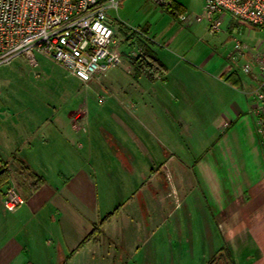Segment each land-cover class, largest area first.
<instances>
[{
    "label": "rangeland",
    "instance_id": "374dc122",
    "mask_svg": "<svg viewBox=\"0 0 264 264\" xmlns=\"http://www.w3.org/2000/svg\"><path fill=\"white\" fill-rule=\"evenodd\" d=\"M117 1L118 10H108V14L117 21L118 27L121 26L123 30L146 29L151 40L148 42L149 48L165 53L171 60H178L182 66H190L184 67L188 71H181L175 66V70L172 68L173 72L167 76L166 85L158 80L153 84L145 77H133L137 74L132 61L139 57L137 55L130 58L128 63L123 60L126 70L118 67L102 75L99 80L84 84L45 57H37L36 69L18 58L0 67V147L11 145V140L7 145L3 142L8 137L21 145L23 139L14 136L36 131L37 125L41 126L47 122L46 118L50 120L53 117L50 129H57L62 135L50 141L38 127L36 136L41 137L40 148L34 151L35 161L38 165L41 163L46 173L52 176L56 168L63 171L65 161L79 167L82 161L87 162L89 153L93 152L94 158L91 160L97 161L100 167L99 173H94L97 176V196L102 215L123 204L121 209L125 207L130 210L135 204V196L131 198L132 192L144 194L153 189L151 196L148 193L149 202L150 198L152 201L146 224L141 225L144 214L139 210H136L138 224L133 227L127 224L126 229L121 227L122 231L118 226L122 220L114 217L103 231L99 229L88 241L93 244L94 258L88 256L85 261H80V257H76L72 264L207 263L209 257L214 255L213 248L221 246V239L212 216H203L201 212L203 203L194 182L197 170L193 168V160L208 149L216 135L209 119L216 111V105L210 100L214 95L223 94V91L213 85L209 74L213 72L211 68L214 63L226 60L235 40L249 46L264 47V28L246 26L240 31L228 25L230 18L226 17L221 30L212 35L207 31L206 21L190 27L183 26L153 0ZM178 1L185 6V14L204 17V0ZM117 33L119 37L122 36L121 31ZM121 49L127 54L136 52L137 41L132 45L123 44ZM179 71L184 87L181 95L173 88ZM152 92L155 95L159 93L156 97L164 96L170 100L169 107H177L184 119V128L181 129V120L163 118L161 114L157 117L159 127L146 119L133 120L130 123L132 139H127L137 161L132 172L128 173L105 152L108 143L103 131L117 128L124 133L125 124L115 118L116 113L122 112L119 100L134 99L136 105L142 108L149 103L147 100L152 98ZM154 107L158 110L162 108L159 105ZM44 141L48 142L47 148L43 147ZM164 143L168 148L162 152L159 144ZM144 144L145 149L142 147ZM27 148L28 145L25 150ZM150 156L152 159H149ZM159 158L160 164L167 161L162 167L155 166ZM12 163V185L15 186L18 179L13 173L17 167L16 160H12ZM85 168L88 170L90 166L86 164ZM152 175V181L148 180ZM169 186L175 189L174 196L167 199L169 206L164 205L160 209L157 202L160 200V190H166ZM139 199L138 196V202ZM125 212L120 210L119 213L124 216ZM207 218L208 223L205 224ZM117 227L119 234H113L117 232ZM34 255L39 259V264H48L49 259L54 261L53 251L49 252V257L44 250H34ZM209 264L220 262L212 258Z\"/></svg>",
    "mask_w": 264,
    "mask_h": 264
},
{
    "label": "crops",
    "instance_id": "0c3cea01",
    "mask_svg": "<svg viewBox=\"0 0 264 264\" xmlns=\"http://www.w3.org/2000/svg\"><path fill=\"white\" fill-rule=\"evenodd\" d=\"M175 1L185 10V6L180 1ZM148 26L149 24L146 25ZM120 27L118 30L122 32V36H118L121 39L119 49L122 59L128 63L132 57L129 53H124L121 46L132 45L137 41L135 54L141 56L145 48H149L148 42L151 40L147 36L146 29L140 30L147 38L141 35L136 37L129 30ZM153 39L154 36L152 38L154 43ZM152 52L166 70L160 80L157 79L162 85L168 83L167 76L173 72L172 68L175 70L178 66L179 70L185 71L184 67H190L182 66L178 60H171L165 53L153 50ZM214 60L216 61V58ZM170 62H173V65H170ZM211 69L213 72L209 77L213 85L223 91V94L214 95L210 100L216 105V111L209 118L212 120L211 126L216 135L210 141L208 149L193 160V168L197 170L194 182L202 197L201 212L203 216L208 214L212 216L215 230L221 239V246L214 247L212 250L214 255L209 257L207 263L204 261L202 264H209L212 258L220 264H264V146L259 144L256 138L253 119L248 114L249 99L244 93L252 89V83L240 72L230 69L226 60L222 63H214ZM181 71L176 75L173 87L180 95L184 88ZM140 76L143 77L133 75L134 78ZM156 81H152L153 84ZM154 93L152 92V98L147 100L149 103H144L142 108L136 105L134 99H120L118 103L122 112L114 115L117 121L125 124H123L126 128L124 133L117 128L103 131L108 143L105 152L109 153L111 159L117 165H122L128 173L132 172L137 161L128 141L131 138L130 133L133 134L130 128L133 120L146 119L159 127L157 117L161 114L163 118L181 120V129L184 128V119L180 116L177 107H169L170 100L168 101L164 96L156 97L159 93L156 95ZM158 105L162 106L159 110L154 107ZM52 119L53 117L50 120L46 118L47 122L41 126L37 125L36 131L14 136L23 139V145H19V141L13 142L8 137L6 142L5 140L3 142L7 145L11 140V145L0 147V264H39V259L34 258L36 257L34 250L35 252L44 250L48 253V257L49 252L53 251L54 261L49 259L48 264H72L76 257H80V261H85L88 256L94 258L93 244L88 242V237L102 218L111 215L102 227V231L114 217L122 220L121 224L118 223L119 228L126 229L127 224L132 227L138 224L136 210L144 214L141 225L146 224L148 219L147 211L152 201L150 198L149 202L148 193L151 196L153 189H149L144 194L132 192L131 198L135 196V204L130 210L125 207L121 209L123 204L102 215L96 188V174L99 173L100 167L97 161L91 160L94 158L93 152L89 153L87 162L82 161L79 167L71 166L65 161L63 171L56 168L52 176L46 173V168L41 163L38 165L34 151L40 148L41 136H36L37 128L40 127L42 134L47 135L50 141L62 135L56 128V130L50 129L53 125ZM127 122L129 124H126ZM42 143L43 147L47 148L48 142ZM26 145L28 148L25 150ZM142 147L145 149V144ZM159 147L162 152L168 148L165 143L159 144ZM161 158L156 159L155 166L162 167L166 164L167 161H162L160 164ZM17 159L22 160L32 172L39 175L42 182L33 192L22 193L24 203L15 212L8 213L2 206V193L13 183L12 160ZM149 159H152L151 156ZM86 164L92 169L87 170ZM14 171L13 173L16 174ZM153 178L152 175L148 180L152 181ZM201 186L203 188H200ZM174 191L175 189L170 186L166 190H160V202L157 201L160 209L164 205L169 206L167 199L174 196ZM138 196L141 199L139 202ZM120 210L126 211L124 216H121ZM204 223H208V218ZM123 229L121 228V231ZM118 232L117 227V232L113 234ZM207 233H209L208 229Z\"/></svg>",
    "mask_w": 264,
    "mask_h": 264
},
{
    "label": "built area",
    "instance_id": "2783aa9c",
    "mask_svg": "<svg viewBox=\"0 0 264 264\" xmlns=\"http://www.w3.org/2000/svg\"><path fill=\"white\" fill-rule=\"evenodd\" d=\"M153 1L171 12L172 0ZM118 7L117 0H0V67L21 58L36 69L41 56L84 84L112 69L126 70L117 21L108 14ZM203 9L204 17L183 12L175 18L186 27L204 20L212 35L221 30L226 17L230 18L228 25L240 31L246 26L264 28V0H204ZM129 31L147 38L139 28ZM129 55L136 56L135 52ZM226 61L252 83V89L244 93L256 138L264 146V47L235 40ZM23 203L14 185L4 189L6 212H15Z\"/></svg>",
    "mask_w": 264,
    "mask_h": 264
},
{
    "label": "trees",
    "instance_id": "16d2710c",
    "mask_svg": "<svg viewBox=\"0 0 264 264\" xmlns=\"http://www.w3.org/2000/svg\"><path fill=\"white\" fill-rule=\"evenodd\" d=\"M167 12L175 18L177 13H183L185 12V10L181 8L179 3H177L175 0H172L171 12ZM133 67L136 70L137 75H142L150 81H156L157 79H160L166 72L165 68L155 59L152 50L147 47L145 48L144 53L134 60ZM16 163L17 167L15 173L18 179L15 183V188L24 199L23 194L31 193L35 189H37V187L41 184L42 179L39 175L32 172L22 160L17 159ZM110 216L111 215H108L102 218L94 226L92 233L88 237V240H90V238L95 234V232L99 231V229L104 226Z\"/></svg>",
    "mask_w": 264,
    "mask_h": 264
}]
</instances>
